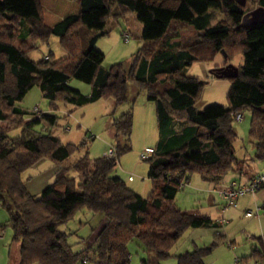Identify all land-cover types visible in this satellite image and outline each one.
<instances>
[{
  "label": "trees",
  "instance_id": "trees-1",
  "mask_svg": "<svg viewBox=\"0 0 264 264\" xmlns=\"http://www.w3.org/2000/svg\"><path fill=\"white\" fill-rule=\"evenodd\" d=\"M68 1H74L77 10L46 26L38 0H0V207L7 217L0 232L9 227L11 242L18 243L17 264H130L126 246L134 240L152 255L149 263L141 264H156L170 256V249L186 231L220 225L219 219L214 222L174 205L176 194L191 175L217 185L228 172L237 174L238 179L231 180L237 183L261 174L243 180L249 163L234 156L236 128L232 123L235 115L249 111L247 137L253 143V159L264 161V23L242 22V16L251 10L245 4L264 7V0H245L243 7L234 0ZM211 12L220 15L212 25ZM130 14L141 24L143 45L127 70L120 64L105 69L103 55L94 44L107 34L109 21ZM188 26L197 34L192 44L169 43L168 37ZM52 36L65 56L31 60L25 39L36 46L46 44ZM15 40H19L18 46H14ZM186 50L205 51L207 58ZM221 52L224 62L209 70L214 78L217 69L234 55L242 59L236 76L226 79V104L196 109L204 82L182 71L193 61H210ZM184 53L186 59L181 56ZM69 79L89 85V94L69 88ZM126 81L143 91L154 108L158 142L141 159L148 164L147 177L152 182L147 197L111 175L120 156L130 150L132 109L111 120L112 158L90 160L85 151L71 160L84 144H63L47 132L56 126L58 117L17 106L33 86L52 109L56 103L81 107L105 97L119 105L126 101ZM13 130H19V135L10 138L8 133ZM41 159L49 160L56 170L35 197L27 191L22 175ZM71 172L77 180L69 176ZM80 209L100 214L103 224L95 233L93 246L73 252L68 235L58 227ZM220 238L214 234L208 246L175 256L176 264H204ZM257 243L259 248L251 254L257 264H264V235Z\"/></svg>",
  "mask_w": 264,
  "mask_h": 264
},
{
  "label": "rangeland",
  "instance_id": "rangeland-1",
  "mask_svg": "<svg viewBox=\"0 0 264 264\" xmlns=\"http://www.w3.org/2000/svg\"><path fill=\"white\" fill-rule=\"evenodd\" d=\"M38 3L44 25H46L44 20L47 24H50L57 17L61 19L63 16L73 13L76 6L74 1L68 0H38ZM245 5L246 9H254L249 4ZM219 16L218 14L217 19L220 18ZM215 21L210 20V23L213 24ZM105 30L107 34L97 39L93 47L103 55L101 66L108 69L114 64H120L124 70H127L133 56L143 45V41L140 38L141 24L136 21L133 14H130L123 18L109 21L105 26ZM123 30H127L130 34L128 42H123L120 39V32ZM24 42L27 48H30L28 56L33 61L45 59L43 56H49L53 60H58L65 56V53L58 45L57 39L53 36L50 37L46 44L39 43L33 46L34 43L30 39H25ZM18 44L19 40H15L14 46H18ZM186 51L189 52L188 50ZM189 54H197L200 58H207L205 51L191 50ZM181 56L183 59L187 57L185 53ZM198 60L193 61L190 66H186L182 71L185 76L198 78L204 82L195 104L196 109H201L203 106L213 103L225 105L226 93L229 87L228 80L214 78L210 73L206 72V70H210L214 66H220L224 62L223 55L218 53L210 61L207 59ZM241 63L242 59L239 54L234 55L228 62V64L235 67L241 65ZM67 86L83 95L89 94L90 91L89 85L75 79H69ZM125 96L126 101L119 105H116L112 97H105L81 107L56 103V109H52L49 102L41 96L39 89L33 86L22 100L17 103V106L26 111L36 108L38 112L51 113L58 117L56 126L47 129V132L57 137L63 144L74 146H78L81 143L84 144L73 154L71 160L83 155L85 151L88 158L93 160L102 157L109 146L114 147L111 120L132 109V126L129 136L130 150L120 156L119 162L116 164L111 175L120 178L136 194L141 197H147L151 192L152 182L147 177L148 164L139 158V154L143 151L144 146H155L158 142L153 104L147 101L144 92L138 90L130 81H126ZM145 105H148L149 109H146ZM241 116L243 118L240 122L233 121L232 123L234 128L237 127L235 129L236 137L233 141L234 156L237 159L248 160L251 170L258 168L259 172L264 174V161H255L253 159L251 141L247 137L249 111H241ZM66 127L69 129L66 130ZM18 135L19 130H13L8 133L10 138ZM90 135L93 136L92 140L89 139ZM49 163L43 161L41 165L27 169L22 175L27 191L35 197L51 181V178H49L48 183L47 181L45 182L48 177ZM128 175L131 176V181L127 180ZM235 175L233 172H228L220 180L225 183L229 181V178L237 180ZM69 176L77 180L75 173L71 172ZM217 186L201 180L195 174L191 175L185 187L176 194L173 201L174 205L180 210L197 211L199 214L205 213L207 210L206 201L211 195L216 202V206H220V201L210 191L213 187ZM216 206L214 205L211 208H216ZM6 219V213L0 207V226L4 225ZM102 220L100 214H92L85 209H80L75 212L70 220L60 225L58 230L68 235L67 243L71 245V250L78 252L87 246H93L92 241L95 237V232L99 229ZM191 233L192 230L190 229L182 235L170 249V256L168 258L153 263L176 264L175 256L191 251L194 248L193 244H196L197 247H206L213 241V238L210 242L206 240L200 241L197 238L199 236L197 233ZM241 240L244 242L242 236ZM224 242L222 239H219L217 245L204 258V264H232L234 258H237L239 261L243 259L245 261L253 260L252 249L250 250L249 247L243 253L244 247L240 245L239 241H235L234 243L236 250L231 249L233 245L231 248L226 247ZM252 246L253 248H258L255 242ZM126 248L130 264H141L142 261L149 263L152 259V255L143 251L136 240L129 242ZM17 251L18 243L11 242V231L9 227L4 226L3 231L0 232V264H17Z\"/></svg>",
  "mask_w": 264,
  "mask_h": 264
},
{
  "label": "crops",
  "instance_id": "crops-1",
  "mask_svg": "<svg viewBox=\"0 0 264 264\" xmlns=\"http://www.w3.org/2000/svg\"><path fill=\"white\" fill-rule=\"evenodd\" d=\"M76 10H77V5L75 6V9L73 11L75 12ZM58 18L59 17H57L55 20H53L50 24H47L45 20H44V23L47 26H51L55 22L58 21ZM217 18H218V14L216 12H213V13L211 12L210 20L215 21ZM59 20H60V18H59ZM210 20H209V22H210ZM210 25H212V23H210ZM196 35L197 34L194 31V29L191 26H188V27L180 30L175 36L168 37L167 39H168L169 43L189 45L195 41ZM206 68L208 69V67H206ZM206 68H205V70H206ZM206 72L209 73V70H206ZM145 106H146V109L147 108L149 109L148 105H145ZM251 146L253 149L252 141H251ZM153 147L154 146H144V148H153ZM253 152H254V150H253ZM253 152H252V157H253ZM43 161H47L48 163L50 162L47 159H41V160H38L33 166L41 165ZM118 162H119V160H118ZM50 164H52V163H49L48 177L45 180V182L47 181V183L49 181V178H52L53 173L56 170V166H54L53 164L52 165H50ZM253 164H255V163H253ZM257 167H258V165H257ZM255 173H261V172H259L258 168L256 170H251L249 168L247 170L246 174L244 175L243 180L249 179V177H251ZM129 176L130 175L127 176V180L131 181L132 178L130 176V179H128ZM225 176L226 175H224L223 177H225ZM235 177H237V174L235 175ZM237 179H238V177H237ZM231 180H236V179L229 178V181H231ZM243 180H239V181L243 182ZM229 181H227V182H229ZM216 183H217V185L226 184L225 182H223L220 179ZM212 189L210 190L212 193L211 192L210 193L215 194L214 188H212ZM206 205H207L206 212L201 213V214L210 218L211 221L215 222L218 219H224V220H226V223L223 225H221V224L219 225L216 223L215 227H206V228L201 227V228L191 229L192 230L191 234L197 233L199 235V236H197V238L200 241L206 240L209 242L212 240L214 234H220L221 235L220 239H222L223 242L225 241L224 245L226 247L231 248L233 245V247L231 248L232 250L235 249V247H234L235 241H239L240 245L242 247H244L243 253H245L247 251V249H249V248H250V250L255 249L256 247L253 248V246H252V244L254 242L258 246L257 238L264 235V217H262L259 214L257 216L244 217L243 213L247 210L253 211L255 208H259V210H260V208H264V183H263L262 187L260 188V190H258V192L255 195H253V196L244 195L242 197H238L235 200V206L233 208L224 209L221 206H218V205L216 206V202H215L212 195L207 198ZM214 205L216 206V208H211ZM102 224H103V221H102L101 225ZM241 236H242L244 242H242ZM225 238H226V240H224ZM227 239H229V240L231 239V240L229 241ZM195 246L197 247L196 244H193V247H195ZM232 264H257V261H256V259H253V260L251 259V261H248V260L245 261L243 259V260L239 261L237 258H234Z\"/></svg>",
  "mask_w": 264,
  "mask_h": 264
},
{
  "label": "built area",
  "instance_id": "built-area-1",
  "mask_svg": "<svg viewBox=\"0 0 264 264\" xmlns=\"http://www.w3.org/2000/svg\"><path fill=\"white\" fill-rule=\"evenodd\" d=\"M120 39L123 42H128L129 33L127 31H121ZM235 120L240 121L241 116L239 114L235 115ZM65 129L68 130L69 128L66 127ZM152 152H153L152 148H144L143 151L140 152L139 158L144 159ZM113 155H114V151L111 146H109L106 149V151L103 153V156L108 159L112 158ZM128 179H130V177ZM263 181H264V175L258 174L255 175L250 180H248L246 183H237L235 181H231L226 185H221L218 189H215L214 192L216 193L217 198L221 201L222 208L224 209L232 208L235 206V200L237 197L247 194L253 196L259 190ZM258 214L264 217V208H260V210L259 208H255L253 211L247 210L243 213L244 217L257 216ZM219 223L224 224L226 223V220L219 219Z\"/></svg>",
  "mask_w": 264,
  "mask_h": 264
},
{
  "label": "water",
  "instance_id": "water-1",
  "mask_svg": "<svg viewBox=\"0 0 264 264\" xmlns=\"http://www.w3.org/2000/svg\"><path fill=\"white\" fill-rule=\"evenodd\" d=\"M237 5L243 7L245 4V0H234ZM242 22L245 25H257L264 23V7H257L250 11H247L242 16ZM223 58H225V54L221 52ZM218 73L216 74L217 79H227L233 78L236 76L237 69L231 64H227L217 69Z\"/></svg>",
  "mask_w": 264,
  "mask_h": 264
}]
</instances>
